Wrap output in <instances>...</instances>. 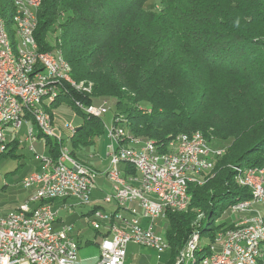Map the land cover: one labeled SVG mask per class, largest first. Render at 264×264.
<instances>
[{"label": "trees", "instance_id": "1", "mask_svg": "<svg viewBox=\"0 0 264 264\" xmlns=\"http://www.w3.org/2000/svg\"><path fill=\"white\" fill-rule=\"evenodd\" d=\"M148 1L43 0L34 39L42 52L61 40L73 81L91 84L90 93L83 94L61 85L64 90L48 110L55 114L65 106L74 120L78 116L66 144L73 160L84 163V153L95 150L104 133L102 118L80 112L77 103L106 102L131 134L158 145L200 132L215 147H227L204 184L189 186L188 209L167 215L163 235L169 250L161 264H174L194 232L213 234L228 224L225 214L212 225L215 209L250 197L235 185L232 168L263 165L264 0H160L158 12L144 8ZM36 138L43 143L35 144L34 159L40 154L56 158L59 144L39 132ZM18 146L10 140L0 161L21 163L5 174L10 184L20 183L36 165L22 163ZM28 194L21 187L3 192L0 206L19 211ZM198 214L203 218L195 224Z\"/></svg>", "mask_w": 264, "mask_h": 264}, {"label": "built area", "instance_id": "2", "mask_svg": "<svg viewBox=\"0 0 264 264\" xmlns=\"http://www.w3.org/2000/svg\"><path fill=\"white\" fill-rule=\"evenodd\" d=\"M33 3H38V0H33ZM18 10L30 16V23H23V26H37V16L31 14V6H19ZM24 36L29 50V58L25 59L42 56L51 60L52 68L53 58L45 57L38 50L34 35ZM32 73L37 77L34 69ZM6 90L24 92L32 119L18 115L15 101L6 99ZM62 90L49 83V95ZM77 109L98 119L108 113L110 106L78 103ZM0 115L8 117L7 127L0 130V150L8 151V130L16 131L25 125V141L30 145L28 151L35 153L36 135L38 128H43L44 119L34 107V88H25L24 77L14 73L5 63L1 43ZM51 122H55L54 117ZM125 122L120 120L119 114L114 115L107 134L105 158L99 160L105 162L103 171L66 161L55 130H47L51 140L59 144V168L49 169L51 156L36 155V168L20 183V187L29 192L20 205L21 217L11 215L0 219V264H81L79 245L73 238V225L58 221L60 209L74 213L75 207L91 209L85 215V222L100 233L99 256L95 264H129L130 246L155 253L156 264L162 263V257L169 250L163 235L167 215L188 209L189 186L204 184L215 163L226 154L227 147H215L200 132L180 134L165 145L146 140V146H134L131 135L126 134ZM69 123V133H75V126ZM32 126L36 127L37 133ZM88 157L94 159L96 155ZM126 161H134V168L125 170L128 175L137 176V184L144 185L146 199L134 189L109 188V192L96 202L93 194L97 179H104L105 174H113L116 179L115 166L125 168ZM232 169L235 185L246 190L250 197L230 204L222 215H227L228 224L209 234V238L204 239L200 232H194L175 256L174 264H264V162L261 167L235 166ZM56 202L62 203V207H55ZM31 203H38L37 211H30ZM89 214H100L101 223L89 222ZM219 221L212 222V225ZM124 226L135 227V235L124 233ZM141 230H146V237H141ZM205 241L209 243L198 260L197 254ZM130 256L134 257L133 254Z\"/></svg>", "mask_w": 264, "mask_h": 264}, {"label": "bare ground", "instance_id": "3", "mask_svg": "<svg viewBox=\"0 0 264 264\" xmlns=\"http://www.w3.org/2000/svg\"><path fill=\"white\" fill-rule=\"evenodd\" d=\"M43 0H38V3H33V0H12L11 9V24L13 28L8 29L5 20L2 16L0 9V43L2 44V52L5 58V63L8 64L14 73L24 77V87L34 88V107L44 120H42V127L38 128V132L45 138L51 139V135L47 133V130H55L58 135V141H60L61 148L64 150L65 160L71 162L73 165H80L79 162L73 160L70 156L69 148L65 144V139L69 141V138L74 133H69L70 123L64 122L63 129L67 132L65 139L58 132L52 115L48 113L49 107L56 99L59 92H52L49 95V83H54L55 87L60 89L61 85H69L77 91L90 93L91 84L85 85L84 82L76 83L71 78V68L65 61L62 50L61 40H57L54 45V49L45 51L44 56L53 58V67H51V60L42 56H34L31 60L29 58L28 41L24 35H34L36 26H23V23H30L29 14H21L18 10L19 6L29 7L31 6V14L36 15ZM10 24V25H11ZM11 25V27H12ZM33 69L37 77H33ZM6 99L14 100L18 107V115L25 119H32L31 108L28 104H25L24 92L19 90H6ZM46 101V102H45ZM94 106V105H92ZM97 106H108L106 102H102ZM78 108V103H77ZM54 112V111H53ZM28 117V118H27ZM120 120H125L120 116ZM8 117L7 115H0V130L7 127ZM126 124V123H125ZM125 131L127 135H131V144L134 146H146V140L131 134L126 125ZM106 132L109 134V127H106ZM7 150H0V156L4 155ZM60 150L56 158L49 159V169L59 168ZM134 161H126L125 168L123 166H115V175L105 174L104 180L108 184L109 188L114 189H134L137 194H143V199H146V192H144V185L137 184V176L128 175L125 169H133ZM38 203L30 204V211H37ZM21 217L22 209L19 211H10L3 217ZM1 217V218H3ZM0 218V219H1ZM89 222L101 223L100 214H89ZM124 233L127 235H135V227L124 226ZM141 237H146V230H141Z\"/></svg>", "mask_w": 264, "mask_h": 264}, {"label": "rangeland", "instance_id": "4", "mask_svg": "<svg viewBox=\"0 0 264 264\" xmlns=\"http://www.w3.org/2000/svg\"><path fill=\"white\" fill-rule=\"evenodd\" d=\"M2 3V7H4V11H5V21L7 22V27L13 28V25L11 24V9H12V0H4L1 2ZM160 0H149L145 5L144 8L147 11H152V12H158L160 9ZM12 27H11V25ZM117 110L114 107H111L110 110L108 111L107 114H105L104 116H102V121H103V125H104V133H103V138H101L100 140L96 141V145L98 147V159L99 160H103L105 158V154H106V146L108 144V138H107V132H106V127H109L112 124L113 121V117L114 115H116ZM55 119L56 122L58 124V126L56 125V128L58 130V132L60 133V135L64 138L67 135V132L63 129V123L64 122H71L74 126L78 125L77 124V117L74 120V116L73 113H71L65 106H60L57 109V112L55 113ZM58 117V118H57ZM33 130L35 133H37V129L35 126H32ZM26 132H27V128L25 125H23L20 129L16 130V131H12V130H8L7 135H8V140H12L15 139L16 141L19 142V146L16 149V154H22L24 155V158L22 159V163L24 165H31L35 163V159L34 156L32 155L31 152L28 151L29 148V143L27 141H25L26 138ZM43 141V139H41ZM38 139H37V143H38ZM65 144H67L68 140L65 139ZM35 146V145H34ZM94 156L96 155L95 150H92L90 152L84 153V163L85 165H89V163H93V159H90L88 156ZM4 158V155L0 156V161H2ZM21 163L18 162V160L15 159H7L5 160L1 165H0V195L3 194V192L8 193L10 191H15L18 190L20 187V183H14V184H10L11 183V178L9 177H4L6 173L13 171L15 168H17V166H19ZM4 184H9L7 185V190L6 191H2L1 188ZM109 188V186H108ZM229 205V203H223L222 206L218 209L214 210L213 213V217L212 220L213 222L218 221L222 218L223 212L225 211L224 208L227 207ZM20 208V206L18 207ZM17 208V209H18ZM9 208H6L4 206H0V218L5 216L8 212H10L8 210ZM12 210V209H10ZM88 209L85 207H75L73 208V211L79 215L81 213L86 212ZM8 211V212H6ZM1 212H6L4 214H1ZM203 217V215L198 218L196 217V221L195 224ZM85 222V221H84ZM215 226V225H213ZM74 229H73V233L74 235L77 237L78 240L85 242V240H89L90 243L85 247L83 245V247L80 249V253L81 251H85L87 249H89L87 252H85L84 254H91V259L93 257H95L97 254L99 256V249H97L96 245H94V238L98 235L95 234V231L87 224H83L81 221H77L74 223ZM206 228V226H205ZM202 237L204 239L209 238V234L203 232L202 233ZM129 250L131 254L134 255L133 256H128L127 257V263L129 264H156L157 263V259H156V254L148 251L144 248H140V247H136V246H130ZM82 254V253H81ZM203 256V254H199L197 255L198 259H201ZM95 262V260H94Z\"/></svg>", "mask_w": 264, "mask_h": 264}, {"label": "crops", "instance_id": "5", "mask_svg": "<svg viewBox=\"0 0 264 264\" xmlns=\"http://www.w3.org/2000/svg\"><path fill=\"white\" fill-rule=\"evenodd\" d=\"M38 143L42 144L43 141L40 140ZM40 151L41 152L43 151V147H41ZM95 152H96V158H94L93 159L94 162L91 164L89 163V165L97 171H103L105 168V162H100L98 159V147H97V145H96ZM35 168H36V165L35 166L33 165V170ZM108 192H109L108 184H106L105 180L102 177H99L97 179L96 189H95V192L93 194L94 200H96V202L99 201L103 197V195L108 193ZM55 207H57V208L62 207V203L56 202ZM90 211H91V209H88L86 212L77 215L75 212L74 213H68L66 210L60 209L58 221L59 222H67V223L72 224L73 226H74V223L77 221H81L83 224H86V222H84L85 221V215L90 213ZM73 229H74V227H73ZM95 234L98 235V237L96 236L94 238V245H96V247L98 249V242H99L100 233H97L95 231ZM73 238L78 242V245H79L78 257H79L81 264H95L97 262V259H98V254L91 259V257H89V256H91V254H89V255L84 254L89 249H87L85 251H81L82 254L80 253V249L83 247V245L86 247L90 243V241L85 240V242L82 243V241L77 239V237L74 235V233H73ZM129 252H130V250L128 249V254L130 255L131 253H129ZM94 260H95V262H94Z\"/></svg>", "mask_w": 264, "mask_h": 264}]
</instances>
